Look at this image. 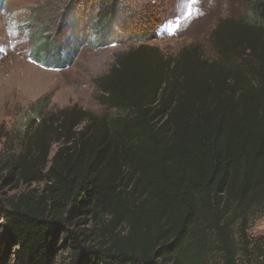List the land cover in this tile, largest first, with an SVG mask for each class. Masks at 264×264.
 I'll return each instance as SVG.
<instances>
[{
	"label": "trees",
	"instance_id": "1",
	"mask_svg": "<svg viewBox=\"0 0 264 264\" xmlns=\"http://www.w3.org/2000/svg\"><path fill=\"white\" fill-rule=\"evenodd\" d=\"M244 1L246 15L210 34L216 59L193 47L186 65V50L172 59L143 43L159 23L148 0L29 9V58L43 67L69 66L84 44L139 45L94 79L104 114L27 118L19 150L0 147L8 180L43 182L0 203V264L61 252L78 264H264V237L248 236L264 213V0Z\"/></svg>",
	"mask_w": 264,
	"mask_h": 264
},
{
	"label": "rangeland",
	"instance_id": "2",
	"mask_svg": "<svg viewBox=\"0 0 264 264\" xmlns=\"http://www.w3.org/2000/svg\"><path fill=\"white\" fill-rule=\"evenodd\" d=\"M43 0H0V147L17 152L19 142L28 131L32 117H52L59 110L77 105L95 115L106 107L97 101L99 90L94 79L108 72L116 54L139 45L123 42L102 47L84 44L69 66L60 69L43 67L29 58L32 37L25 26L29 9ZM147 0H139L146 4ZM158 24L151 25L144 44L157 47L164 57L176 59L184 50L181 65L193 61L190 53L198 49V58L215 60L210 34L225 17H241L247 13L244 0H148ZM149 5V6H150ZM43 100V101H42ZM40 101V102H39ZM42 102V103H41ZM41 104V109L35 107ZM41 112V113H40ZM27 135V134H26ZM57 144L52 145V151ZM43 182L22 184L8 180L0 170V203L14 198ZM251 239L264 237V213L256 210L249 222ZM70 254L61 252L54 264H78Z\"/></svg>",
	"mask_w": 264,
	"mask_h": 264
}]
</instances>
